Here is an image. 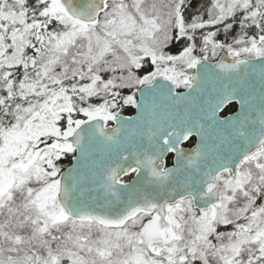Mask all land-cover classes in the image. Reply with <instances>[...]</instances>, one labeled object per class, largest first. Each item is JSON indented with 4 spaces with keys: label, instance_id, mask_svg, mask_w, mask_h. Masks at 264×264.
Instances as JSON below:
<instances>
[{
    "label": "snow or ice",
    "instance_id": "6c2138e0",
    "mask_svg": "<svg viewBox=\"0 0 264 264\" xmlns=\"http://www.w3.org/2000/svg\"><path fill=\"white\" fill-rule=\"evenodd\" d=\"M0 264H264V0H0Z\"/></svg>",
    "mask_w": 264,
    "mask_h": 264
},
{
    "label": "trees",
    "instance_id": "16d2710c",
    "mask_svg": "<svg viewBox=\"0 0 264 264\" xmlns=\"http://www.w3.org/2000/svg\"><path fill=\"white\" fill-rule=\"evenodd\" d=\"M134 110H129L128 112H126L125 114H131Z\"/></svg>",
    "mask_w": 264,
    "mask_h": 264
},
{
    "label": "water",
    "instance_id": "95a60500",
    "mask_svg": "<svg viewBox=\"0 0 264 264\" xmlns=\"http://www.w3.org/2000/svg\"><path fill=\"white\" fill-rule=\"evenodd\" d=\"M132 114H134V112ZM125 115H131V114H125Z\"/></svg>",
    "mask_w": 264,
    "mask_h": 264
}]
</instances>
